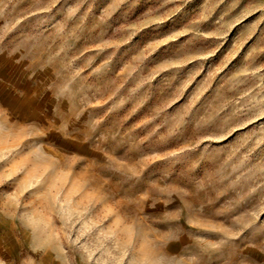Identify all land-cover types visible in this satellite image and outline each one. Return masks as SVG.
<instances>
[{
	"label": "rangeland",
	"instance_id": "374dc122",
	"mask_svg": "<svg viewBox=\"0 0 264 264\" xmlns=\"http://www.w3.org/2000/svg\"><path fill=\"white\" fill-rule=\"evenodd\" d=\"M0 264H264V0H0Z\"/></svg>",
	"mask_w": 264,
	"mask_h": 264
}]
</instances>
